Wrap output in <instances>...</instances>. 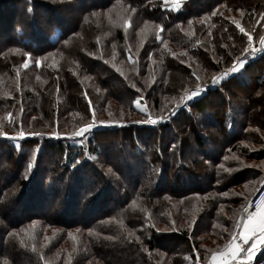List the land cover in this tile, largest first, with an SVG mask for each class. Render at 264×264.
Returning <instances> with one entry per match:
<instances>
[{"label": "trees", "instance_id": "trees-1", "mask_svg": "<svg viewBox=\"0 0 264 264\" xmlns=\"http://www.w3.org/2000/svg\"><path fill=\"white\" fill-rule=\"evenodd\" d=\"M76 3L79 7L75 11L71 8L70 18L61 15L62 11L69 13V7ZM114 3H120L123 9L121 19L128 23L126 30L131 41L121 42L118 35L121 27L112 18L105 19L107 8ZM170 3L169 0H0V105L6 112L5 126L20 122L17 112L5 110L9 101H18L23 90L15 84L18 68L35 64L38 56L47 52L55 58L60 55L58 70H50L47 77L51 65L28 67L21 78L24 87L29 85L28 104L33 108L34 104L37 107L36 101L39 103L36 109L41 125L51 123L52 115L55 120L62 118L67 123L71 113L60 109L64 98L77 109L74 104L81 102L82 112L90 119L95 109L108 105L107 100L122 108L116 113L119 118L105 113L110 126L96 129L88 138L47 137L49 132L43 131L51 127L41 125L32 132L43 135H27L19 144L9 139L12 135L0 133V264L5 261L41 264L36 257L39 243L48 242L51 238L47 236L52 231L55 238L71 232L84 241L74 243L79 244L78 252L72 242L69 253L61 248L58 255L62 256L56 264H207L210 255L229 240L233 220L255 191L248 193L246 174H264L261 173L264 149L257 153L249 148L251 143L264 147V136L255 124L256 117L248 111L253 108L249 100L243 106L248 121L230 119L227 103L231 99L227 93L234 91L233 84L235 90L254 84V90L261 92L259 103H264V52L247 60L243 70L229 76L223 85H208L207 92L190 101L188 108H178V113H185L187 118L178 121L196 129L192 135L197 148L204 145L212 148L210 153L201 151L196 161L192 160L196 170L204 171L201 175L189 170L183 176L178 171L183 166L178 161L182 149L173 152L165 141L175 136L171 131L173 124L167 121L171 120V112L158 116L165 120L155 125L120 119L125 111L136 113L130 105L136 96L132 91H141L139 100L159 106L162 95H172L171 91L180 86V80L172 78L175 67L183 68L184 77L194 81L198 77L189 75L191 70L214 66L202 54L206 47L217 51L220 57L226 56V60L229 54L231 61L241 57L248 35L256 40L264 34V0H184L175 9ZM225 4L240 8L243 21L240 27L245 32H240V27L224 14ZM39 8L46 11L45 19L38 15ZM127 8L131 9L130 16L125 14ZM95 9L101 13L95 21L102 26L107 24L109 36L100 33L99 24L95 28L87 26L88 30L82 29L80 37L71 41L72 48H62L64 41L71 36L73 39L80 30V15ZM41 20L45 29L39 25ZM58 47L62 48V54ZM47 62L50 63V57ZM100 63L113 74L99 72L103 69ZM81 66L93 74L95 83L80 80L75 68ZM197 82L186 83L177 94L181 95L187 86L192 89L206 84ZM34 85L40 88L35 95L31 91ZM209 94H217L218 105L209 101ZM205 101L210 104L206 106ZM216 122L218 131H211L212 135L217 132L221 136L213 142L208 136ZM258 125L263 127L264 123ZM100 134L111 138V142L101 146L96 138ZM73 138L80 143L73 145ZM113 140L117 149L112 146ZM175 156L177 161L173 162ZM166 159L169 163L164 164ZM249 161L257 164H248ZM131 167L136 170L131 180L126 181L125 170ZM228 190L229 194L224 195ZM163 195L171 200L163 203L160 197ZM230 202L235 209L229 207ZM32 224L41 231L40 238L33 243L27 233ZM49 228L52 230L48 231ZM28 241L33 248L26 245ZM106 246L117 247L118 251H109L106 256L108 251L103 249ZM252 264H264V246Z\"/></svg>", "mask_w": 264, "mask_h": 264}, {"label": "rangeland", "instance_id": "rangeland-1", "mask_svg": "<svg viewBox=\"0 0 264 264\" xmlns=\"http://www.w3.org/2000/svg\"><path fill=\"white\" fill-rule=\"evenodd\" d=\"M169 1L171 2L170 6L175 9L184 0H169ZM85 2H86V0H85ZM80 3L83 4V2H80ZM119 4L120 3H117V4L114 3L107 8L106 11L108 12V14L105 16V19L112 18V22L117 23L118 26L121 27L122 30L118 32V35L120 36L121 42L125 43V42H127V40L128 41H131V40H130L129 34H128L129 31L126 30L128 23L121 19L122 15H123V12H122L123 9L120 7ZM78 5H79V3H76L74 5L72 4L71 7H69L70 12L68 13V12L62 11L61 15L63 17L67 16V18H70L69 15H71L73 13V10L74 11L77 10V8L79 7ZM224 6H225L224 14H226V16L228 18L232 19L235 22V24L239 25V27H240L241 23L243 22L241 20V17H240L241 16L240 8L239 7H232V6H229L227 4H225ZM71 8H73V10ZM218 9H214L213 11L216 12ZM129 10L131 11V9L127 8V11L125 12V14L128 16H130ZM37 13H38V15L42 16V18L45 19L46 11L44 9L39 8L37 10ZM99 14H101V13H99V10H97V9L92 10V11L87 12V13H82L80 15V19H79L80 26L78 29H80V30H78L76 32L75 36H73V39L71 36L70 38L65 40L64 46L62 48L65 47V50H66L71 45L70 44L71 41L76 40L78 37H80V35L82 34V29L84 31L89 29V28L87 29V26L88 27L92 26L95 28L99 24L100 25V28H99L100 33L102 35L109 36L111 31H110V28L107 26V24L105 23L102 26L101 22L95 21L97 16L100 17ZM39 25L42 29H45V25L43 23V20H41ZM171 36H173V35H171ZM261 37H264V34L262 36H259L256 40L254 39L255 37H252V41H251L252 50H255V55H253L254 58L263 52V51H261V48H262ZM248 44H249V41L247 43V46H248ZM70 48H72V47L70 46ZM57 49L61 53V49L59 47ZM252 50H250V51H252ZM23 53H17V54L21 55ZM49 54H50V52H47V53H44V54L38 56L37 60L40 61L39 66H37L36 64H32V65H28V67H30V69H31L33 67H41L42 68V67H46L47 65H51L47 68V77H50V70H52V71H53V69L58 70V68L60 67V65H58V64H59L61 58H60V55H58V57L55 58V57H51ZM202 54H204V58H207L209 62L214 63L215 65L212 67L208 66V68L198 66V67H196V70H191V73H189V75H194V76L198 77L197 79H194V81H188L186 79V76L184 77V75H185L184 73H186V72H184L183 68L179 67V69H178L177 67H175V70H173L174 74L172 73V78L175 81L180 80L179 88L180 87L182 88V86H184L186 83L188 85H190L191 83H194V85H195L196 83H198L197 81L206 82V84L199 85L202 88L207 89L208 85H210V87H212V86H214L211 84V80L213 79V77H218L222 72H224L228 68H231L233 66V63L236 62L237 60L244 58V57H247V59H249V54L244 51V54L241 57L231 61L230 58L232 57V55L229 54V56H227V60H226V56L222 55L223 57L222 56L220 57L218 55L217 51H212V49L209 47H206L203 50ZM49 57H50V63L47 62V59ZM200 58H201V54H200ZM247 59H246V61H247ZM24 62H26V61H23L22 63H24ZM71 62H72V60L70 61V65H71ZM194 63H195V61H194ZM100 64L102 65L103 69L99 70V72H102L103 75H109V76H110V74H113V72H111L106 67V65H104L102 63H100ZM24 65H23V67L18 68L16 76H14L15 81H16L15 84L17 85V87L23 88V90L18 94L19 95L18 101L17 102L9 101L8 105L5 106V110L13 109L14 112L18 113V120L20 122L17 124L11 125L12 127H16V129L4 125V119L6 116V112L4 111L2 106L0 105V133H1V135H5V136L12 135L11 137H15L16 139H12L15 144H19V140H23L24 138H28V136H27L28 133L32 132V130L40 128V125H41V118H40V115L37 111V109H39L38 101H36L37 107H36V104H34V107L31 108V106L28 104L29 101L27 99H28V95H30V92H28L27 87L29 85H26L24 87L23 81L21 79V78H23L24 70L28 68V67L25 68ZM216 66H218L220 71L217 70L218 68H216ZM75 70L79 71V73H80L79 78L85 84H88L87 80H89V84L95 83L93 74L91 72L88 74L87 71H85L84 66L83 67L82 66L76 67ZM238 73H240V72H238ZM231 75H233V74H231ZM180 76H182L183 78H180ZM18 79H21L20 82H18ZM182 79H183V82L181 81ZM184 79H186V80H184ZM226 79H229V77ZM225 80L223 82H218L215 86L223 85ZM71 84H74L73 87L76 89V85H75L73 80H72ZM31 87H32L31 91L34 95L37 93V90L40 89L37 85L31 86ZM191 87L192 86H187L186 88H184V90L181 92L182 93L181 95L177 94L178 89H179L177 87L171 91L172 95H169V94H167L168 96L162 95L161 96V102H160L159 106H153L151 104L149 105V104H147L145 99L139 100V98H141L140 97L141 91H138V92L132 91L131 93L133 95H136V96H134V99L130 101V105L133 109L136 110V113L125 111V114L123 115L124 117H122L120 119V120H122V119H126V118H131V119L136 120V121L137 120L138 121H144V120L148 119L149 117H151L152 119H156L160 115H166L168 112H171L170 113V115H171L170 119L171 120H167V121H170V124H173L171 131L173 130L175 136L173 138H171L170 140L166 139L165 141H167V147L170 148L169 150L172 149L171 151L175 150L176 148L182 149V152L180 153L181 158L178 161H179V163H182L183 166H181L178 171L183 176H186V171H189V170H193L198 175L203 174L204 171L202 172V170H196L195 169L194 164H193L194 161H192V160L194 159L196 161L197 156H199V154H201V151L202 152L205 151L206 153L207 152L210 153L212 150V148L208 145H204V146H202V148L200 147L202 150L200 148L198 149L196 144L193 142V135H192L196 129L192 128V125H191V127H188V126L185 127V126H183L182 123L179 122V121H181V119H185V121H187L185 113H178V108L180 106H182V107L184 106L185 108H188L189 102H185L183 105H181L180 101H181V97L189 94L191 91H193L196 88L195 87V88L191 89ZM231 87H232L231 89H233L234 91H230L229 93H227V95H228L227 97L229 99H231V101H229V103H227V106H228L227 108L229 109L230 119L233 121V119L243 118L244 121H248V114H247V112L245 113V109L243 108V106L247 105L246 101L249 100V103L251 104V106L253 108L251 109L252 111L251 110H248V111L253 113L252 115L254 117H256L255 124L257 123L256 124L257 128L260 129L261 134L264 136V130H263L264 126L261 127L260 125H258L261 122L264 123V103L263 102L259 103L260 99H261V97H259V95L261 92H259L258 90H254V84L250 85L249 88H247V89H240V90H235L236 87L234 84ZM96 91H100V90H98L96 87ZM206 92H207V90H206ZM76 94H77V91L75 90V92H74L75 97H76ZM248 95H249V98H248ZM250 97H251V99H250ZM208 98H209V101L215 106L217 101H218L217 94H209ZM219 98H220V96H219ZM52 99H54V98H52ZM215 99H216V102H215ZM107 102H108V105L104 106V108L99 107V108L95 109V111H94V113L90 119L84 115V112H82L83 110H82V103L81 102L78 101L77 104H74V106H78L81 109V112H79V108L77 109V108L71 106L70 103L68 102L67 98H64V100L60 103V106H61L60 109H62V112H64V110H66V111H69V113H71V114H68L69 119H68V121H66L67 123H64L62 118L55 120L56 116L52 115L51 123H48L47 125H41L43 127H48V128L51 127V130H47L46 132L43 131V133L49 132V135H47V137L48 136L53 137V136H56L57 134H59V136H61V135L62 136L63 135L72 136V134L74 132H81V136L78 137V139H79L82 137L88 138L93 131H96V129H100V128L107 129L110 126L109 122H111V121H108V118H106L107 116H105V113H110L111 115H116V117L119 118L120 117L119 113L116 114L117 110H118V112L122 111V108L116 107L115 103L113 104V103L109 102V100H107ZM137 103L140 104L139 108L136 107ZM176 103H178V107L174 108V105ZM205 104H206V106H208V104H210V103L208 101H205ZM170 105H171V107H170ZM217 105H218V103H217ZM67 108L70 110H67ZM112 108H115L116 111L112 112ZM51 109H53V108L50 107V110ZM100 110L103 111L102 114L100 113ZM109 110H110V112H109ZM139 111L143 113L144 118L139 115V113H140ZM23 118H24V120H23ZM173 119L177 120V121H173ZM216 121H220V120L217 119ZM101 122H103V123H101ZM115 122H117V121H115ZM160 122H163V121H160ZM88 124H94V127L88 133L85 134L82 132V129L84 127H86ZM138 124H144V123H138ZM213 125L215 128L210 130V132L208 131L209 133H211V135H209L208 138L210 139V141L214 142V141L218 140V137L221 136V134L215 132L216 133V135H214L215 137L212 135L211 131H213V132L218 131L217 127H216L217 122H216V124L214 123ZM220 125H221V121H220ZM64 126H65V128H64ZM59 127L62 129L60 130ZM20 131H24L27 134H25V136L23 138H20L18 135ZM204 133H206V135H208L207 132H204ZM171 134H172V132L169 133L168 136H170ZM96 138L98 139V142L102 144L101 146L108 145L111 142V138H109L106 135L100 134V135L96 136ZM72 141H73L72 142L73 145H78L77 143H80V140L77 141L76 138H73ZM114 145H115V149H117L118 145L116 142L112 146H114ZM250 147H251V149H254L255 152H257V153L260 150L264 149V147L259 145V144H252L251 143L249 148ZM106 148H107V146H106ZM176 152H177V150L175 151V155H176ZM129 153L132 154V152H129ZM147 158L150 159L151 155H148ZM176 158L177 157L175 156L173 162L177 161ZM167 163H169V161L167 159L164 160V164H167ZM247 163L252 164V165L257 164L255 161H253V162L249 161ZM135 170L136 169H133L132 167L129 170H125L126 175H127L126 181L131 180V177H132L131 175H133L132 173H134ZM263 171H264V167H263V170L261 173H263ZM257 173L258 172H254V173L249 172L245 176L246 183H249L248 186L246 185L247 188L249 187L248 193H251L253 190H255V188L258 186V184L262 178L261 177L262 174L258 175ZM170 177H171V174H170ZM225 193H226V195H228L229 190ZM225 193H224V195H225ZM160 197H161V199H163L162 200L163 203H165V201L171 200L169 198V196H166V195H163ZM248 198H249V195H248L246 200H248ZM229 207H232V209H235V206L232 202L229 203ZM46 225H48V224H46ZM233 225H234V220H233L232 229H231L229 235H231V232L233 230ZM162 228H164V227H162ZM164 229L166 230V228H164ZM51 230L52 229H50V228L48 229V231H51ZM54 232L52 231V234L47 236L48 238H51L48 242L39 243V241H37L40 245V248H39V252L37 253L36 257H37L38 261L41 262V264H56L55 262L62 256V255H58L61 248L69 253L71 251L70 243L72 242L71 245H72L73 249L76 252H78L79 244L75 245L74 243L84 242L81 238L73 236L71 232L64 234L62 237L59 236L58 238H55L56 234H54ZM73 232L76 233V231H73ZM27 233H28V236L30 237V239L33 243L35 240L40 238L41 231L35 224H32L30 228L29 227L27 228ZM69 234H71V235H69ZM31 241H28V243H26V245H29ZM32 243L30 244V247H32L31 246V245H33ZM34 249H35V247H34ZM103 249H106L108 251V253H106V256H109V254H110L109 251H115V250L118 251L117 247H111V246H106ZM80 253H82V251ZM89 253L92 255V251L89 250ZM198 264H200V262H198Z\"/></svg>", "mask_w": 264, "mask_h": 264}, {"label": "snow or ice", "instance_id": "snow-or-ice-1", "mask_svg": "<svg viewBox=\"0 0 264 264\" xmlns=\"http://www.w3.org/2000/svg\"><path fill=\"white\" fill-rule=\"evenodd\" d=\"M237 26L239 27V25ZM239 30L242 33L245 32V29L242 27H240ZM248 41L249 44L244 49V51L249 55H255V50H252L251 35H248ZM261 45H262L261 51H264V37H261ZM28 55L31 54L29 53ZM246 59L247 57H244L234 62L231 68H228L227 70L222 72L218 77H213V79L211 80V84L216 85L218 82H223L231 74H236L242 71L243 66L246 63ZM35 64L39 66L40 61L36 60ZM24 67L27 68L28 64H25ZM133 87H135V85H133ZM206 90H207L206 88H202L201 86L197 85L193 91L181 97V101H180L181 105H183L185 102H190L193 99L197 98L198 96L204 94ZM136 107L139 108L140 104L137 103ZM163 119L164 117H158L156 119H152L151 117H149L144 121H136V123L155 125L160 121H162ZM93 127L94 124H88L86 127L82 129V132L86 134ZM18 135L20 138H23L25 136V132L20 131ZM28 135L41 136L43 135V133L32 132V133H28ZM57 136H59V134H57ZM80 136H81V132H74L72 134V137H80ZM9 139H16V138L9 137ZM17 146L19 147V145ZM225 159H227V157ZM108 171L111 173L112 169H109ZM219 182L220 181H217V183ZM242 212L246 213L247 221L242 225L240 224L234 225V227L242 228V231L232 233L231 239L225 245L224 250L213 253L212 256L213 264H244L245 260L250 262L251 258L253 257V252L257 248V246L258 245L264 246V198H261V201L255 211L249 212L247 207L242 205ZM225 230L227 231V229ZM77 231H79V229ZM9 235H12V233H9ZM217 257H219V259H217ZM5 264H7V261H5Z\"/></svg>", "mask_w": 264, "mask_h": 264}, {"label": "built area", "instance_id": "built-area-1", "mask_svg": "<svg viewBox=\"0 0 264 264\" xmlns=\"http://www.w3.org/2000/svg\"><path fill=\"white\" fill-rule=\"evenodd\" d=\"M253 58H254L253 55H249V59H253ZM249 59H247V60H249ZM261 198H264V174H263L258 186L256 187L253 195L250 197V199L247 201V203L243 206H246L249 212L255 211L257 206L259 205V203L261 201ZM245 221H247V215H246V213L242 212V208H241L239 215L234 220V225H237V224L242 225ZM234 225H233V230H232L231 234L241 231V228L234 227ZM230 239H231V235L229 237V240Z\"/></svg>", "mask_w": 264, "mask_h": 264}, {"label": "crops", "instance_id": "crops-1", "mask_svg": "<svg viewBox=\"0 0 264 264\" xmlns=\"http://www.w3.org/2000/svg\"><path fill=\"white\" fill-rule=\"evenodd\" d=\"M264 52V51H263ZM246 222V221H245ZM244 222V223H245ZM241 231H242V228H241ZM229 241V240H228ZM228 241H227V243H228ZM226 243V244H227ZM250 243H251V241H250ZM225 244V245H226ZM225 247V246H224ZM224 247L221 249V250H219V251H223L224 250ZM260 248H261V246H257V248L254 250V252H253V257L251 258V261L249 262V261H247V260H245L244 261V264H251L252 262H253V260H255V258H256V256H257V254H258V252H259V250H260ZM216 252H218V251H216ZM216 252H214V253H216ZM212 256H213V253L210 255V257H209V259H208V261H207V264H213V260H212ZM217 259H219V257H217Z\"/></svg>", "mask_w": 264, "mask_h": 264}]
</instances>
